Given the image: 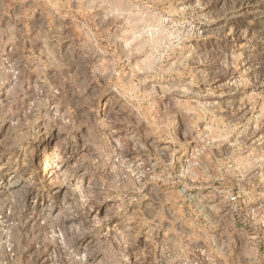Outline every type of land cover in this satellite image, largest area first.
<instances>
[{
	"label": "rangeland",
	"instance_id": "374dc122",
	"mask_svg": "<svg viewBox=\"0 0 264 264\" xmlns=\"http://www.w3.org/2000/svg\"><path fill=\"white\" fill-rule=\"evenodd\" d=\"M253 1L0 0V264H264Z\"/></svg>",
	"mask_w": 264,
	"mask_h": 264
},
{
	"label": "trees",
	"instance_id": "16d2710c",
	"mask_svg": "<svg viewBox=\"0 0 264 264\" xmlns=\"http://www.w3.org/2000/svg\"><path fill=\"white\" fill-rule=\"evenodd\" d=\"M240 2H243L245 4L244 9H246V10H252L254 8V1L253 0H236L237 5H239ZM260 6H264V5H262V3H261ZM252 19H253V15H250V14L245 15V16L241 17V19H239V20H241L239 25L240 26H247L249 21Z\"/></svg>",
	"mask_w": 264,
	"mask_h": 264
},
{
	"label": "built area",
	"instance_id": "2783aa9c",
	"mask_svg": "<svg viewBox=\"0 0 264 264\" xmlns=\"http://www.w3.org/2000/svg\"><path fill=\"white\" fill-rule=\"evenodd\" d=\"M231 199L232 200H236V197L235 196H232ZM8 250L10 251V255H13L14 254L13 252L11 253V248H8Z\"/></svg>",
	"mask_w": 264,
	"mask_h": 264
}]
</instances>
